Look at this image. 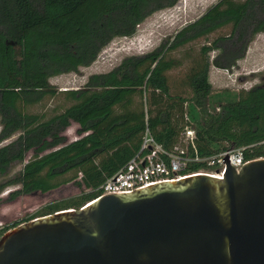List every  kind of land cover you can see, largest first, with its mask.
Here are the masks:
<instances>
[{"label": "trees", "instance_id": "1", "mask_svg": "<svg viewBox=\"0 0 264 264\" xmlns=\"http://www.w3.org/2000/svg\"><path fill=\"white\" fill-rule=\"evenodd\" d=\"M178 1L0 0V144L17 135L0 145V194L14 187L10 202L67 183L80 191L21 222L93 202L98 187L139 151L146 125L156 142L171 149L187 125L186 112L200 157L229 148H244L245 161L264 157V83L212 105L209 79L211 66L235 67L264 33V0H218L153 50L91 74L80 88L58 91L49 82L89 67L115 38L135 36L147 17ZM216 31L222 34L209 41ZM201 39L194 56L184 49L188 65L175 80L171 72L183 64L171 54ZM57 94L69 106L48 118L29 111ZM72 122L78 138L66 143L63 132ZM15 164L22 168L9 176ZM207 168L195 162L188 171ZM21 222L0 228V237Z\"/></svg>", "mask_w": 264, "mask_h": 264}, {"label": "water", "instance_id": "2", "mask_svg": "<svg viewBox=\"0 0 264 264\" xmlns=\"http://www.w3.org/2000/svg\"><path fill=\"white\" fill-rule=\"evenodd\" d=\"M35 217L0 237V264H264V157Z\"/></svg>", "mask_w": 264, "mask_h": 264}, {"label": "rangeland", "instance_id": "3", "mask_svg": "<svg viewBox=\"0 0 264 264\" xmlns=\"http://www.w3.org/2000/svg\"><path fill=\"white\" fill-rule=\"evenodd\" d=\"M217 1L179 0L174 7L155 12L147 17L138 25L135 36L115 38L101 51L96 61L89 67H80L76 73L51 77L49 82L58 91L80 88L91 74L108 72L126 56L140 55L153 50L162 40L173 36L183 26L196 20ZM220 34H222L221 31H216L208 36V40L211 41ZM203 42L204 39L198 40L171 54L173 57L179 58L183 64V66L171 72L175 80L182 75V71L186 70L188 65V59L183 54L184 49H190L191 55L194 56ZM217 53V50L211 52L210 57L212 58ZM209 79L214 87L211 97L212 105L231 101L236 97L239 90L249 89L264 83V33H259L254 37L244 57L237 61L235 67L226 70L211 66ZM70 103L64 94H57L31 107L29 111L43 114L45 118H48L69 106ZM77 129V124H71L63 132L66 143L78 138ZM16 136L14 135L0 145L15 139ZM31 156L32 152H28L25 162ZM21 168L22 164L13 165L9 176L14 175ZM13 189L14 187H8L0 194V228L12 226L14 223L36 215L49 203L74 197L80 193L79 189L72 183H67L46 193L34 192L9 202L6 198L9 191Z\"/></svg>", "mask_w": 264, "mask_h": 264}, {"label": "built area", "instance_id": "4", "mask_svg": "<svg viewBox=\"0 0 264 264\" xmlns=\"http://www.w3.org/2000/svg\"><path fill=\"white\" fill-rule=\"evenodd\" d=\"M184 119L187 125L180 131L171 149H165L156 142L146 125L139 151L98 187L100 194L97 199L107 194L130 193L157 183L178 181L198 174L222 179L225 170L222 158L225 156L229 157V164L236 171L248 162L244 159V148H229L212 156L200 157L195 146L196 132L188 112L184 114ZM195 162H204L209 168L188 171L189 165Z\"/></svg>", "mask_w": 264, "mask_h": 264}, {"label": "clouds", "instance_id": "5", "mask_svg": "<svg viewBox=\"0 0 264 264\" xmlns=\"http://www.w3.org/2000/svg\"><path fill=\"white\" fill-rule=\"evenodd\" d=\"M94 201H95V200H94ZM90 203H92V202H90ZM90 203H88V204H90ZM88 204H86V205H88ZM86 205H85V206H86ZM85 206H84V207H85Z\"/></svg>", "mask_w": 264, "mask_h": 264}, {"label": "crops", "instance_id": "6", "mask_svg": "<svg viewBox=\"0 0 264 264\" xmlns=\"http://www.w3.org/2000/svg\"><path fill=\"white\" fill-rule=\"evenodd\" d=\"M71 124H76V123L72 122ZM70 126H71V125H70Z\"/></svg>", "mask_w": 264, "mask_h": 264}]
</instances>
